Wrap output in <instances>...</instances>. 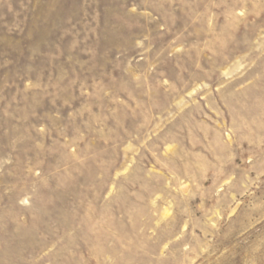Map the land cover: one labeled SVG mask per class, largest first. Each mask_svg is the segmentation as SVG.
<instances>
[{
  "label": "rangeland",
  "instance_id": "rangeland-1",
  "mask_svg": "<svg viewBox=\"0 0 264 264\" xmlns=\"http://www.w3.org/2000/svg\"><path fill=\"white\" fill-rule=\"evenodd\" d=\"M0 264H264V0H0Z\"/></svg>",
  "mask_w": 264,
  "mask_h": 264
}]
</instances>
